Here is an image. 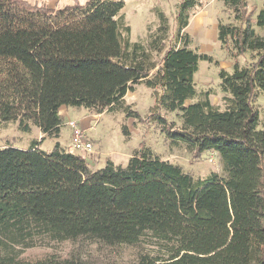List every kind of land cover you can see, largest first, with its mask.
I'll return each mask as SVG.
<instances>
[{"label": "trees", "instance_id": "trees-1", "mask_svg": "<svg viewBox=\"0 0 264 264\" xmlns=\"http://www.w3.org/2000/svg\"><path fill=\"white\" fill-rule=\"evenodd\" d=\"M208 1L180 0L178 46L166 50L169 22L159 8L146 41L132 43L122 0L59 9L0 0V125L16 123L21 133L34 126L58 139L61 107L111 112L143 83L154 92L151 116L170 145L196 159L216 153L226 175L195 179L144 145L126 167L106 160L96 171L59 143L50 153L37 141L27 149L7 145L0 148V264H116L78 253L22 256L63 242L154 250H139L133 264H264V126L253 105L264 93V8L255 20L259 35L245 0H222L238 25L218 23L217 40L253 62L220 71L223 109L207 92L186 106L197 96L199 61L212 58L191 49L184 31ZM161 111L179 112L181 126L168 125Z\"/></svg>", "mask_w": 264, "mask_h": 264}, {"label": "rangeland", "instance_id": "rangeland-1", "mask_svg": "<svg viewBox=\"0 0 264 264\" xmlns=\"http://www.w3.org/2000/svg\"><path fill=\"white\" fill-rule=\"evenodd\" d=\"M31 4L41 5L49 4L51 0H27ZM71 1V0H70ZM85 2V0H80ZM125 3L123 14L125 22L131 29L130 41L132 43L145 42L149 32L153 31L157 24L154 9H162L169 22V40L166 50L178 46L176 12L180 0H122ZM246 12L251 17L252 26L256 33L261 35L262 32L256 27L255 20L258 13L264 8V0H245ZM222 8H223V3ZM219 4L212 3L208 9L209 14L219 13ZM49 6V5H48ZM53 7V6H52ZM58 7V6H57ZM61 8V7H60ZM59 9V8H58ZM222 16L219 23H232L238 25L234 21L233 15L229 10L223 8ZM190 37V47L197 54L207 55L212 58V62L199 61V70L194 77V85L197 96L186 102L185 105L195 103L208 95L210 103L220 109L224 108V94L220 91L219 73L221 70L231 74L233 67L238 63L241 67H247L252 62L250 53L240 57H233L226 48H222L213 31V27L209 28L206 35L203 30H197L195 23L191 21L190 25L184 31ZM164 53L155 57L157 68L160 66ZM155 105V96L153 90L149 89L145 84L140 83L134 86L132 92H128L123 100V105L119 109L111 112H104L96 115L89 112L83 107L73 108V116L66 120H76L79 126L85 130L86 136L92 144L90 153L72 152L76 155L84 157L89 162L93 159H99L100 165L91 168L96 171L105 166L106 160H110L116 166L126 167L129 158L142 145L151 149L163 161L182 167L186 174H190L195 179L204 180L211 174H217L224 178L226 175L222 169L219 157L216 153L205 152L197 159L193 157L183 146H171L166 137L159 121L151 116L152 108ZM254 107L258 111L260 126H264V93L258 92L253 102ZM71 109V108H70ZM62 111H64L62 109ZM138 114L136 117H128V113ZM87 115V120L81 121L83 115ZM168 125L175 128L181 126V118L179 112L159 113ZM80 120V121H79ZM88 123V124H87ZM87 124L88 126L86 127ZM128 131V136L124 135V129ZM68 135L65 131V139L58 140L49 137L39 138L40 131L32 126L30 133H21L17 130L16 123L0 125V148L7 145L18 149H27L33 141L40 143L39 148L44 153H50L55 144L59 143L62 148L68 150L70 145L71 131L68 128ZM68 142V143H67ZM67 147V148H66ZM140 251L153 252L149 246L140 245L139 248L121 246L116 248H104L98 245H87L84 247L71 242L63 243H46V245L37 248L22 250V256L28 259L57 254L62 257L70 256L78 253L86 259L114 262L116 264H133L136 254Z\"/></svg>", "mask_w": 264, "mask_h": 264}, {"label": "crops", "instance_id": "crops-1", "mask_svg": "<svg viewBox=\"0 0 264 264\" xmlns=\"http://www.w3.org/2000/svg\"><path fill=\"white\" fill-rule=\"evenodd\" d=\"M75 1H77V2H79L80 4H85L86 2H88L89 0H85V2H82V1H80V0H51L50 1V3L49 4H47V3H42V4H46L49 8H51V9H58V8H62V7H64V6H68V5H71V4H73V2H75ZM214 4V3H216V4H219L218 6H219V13H217V14H215V15H213V17L211 16V14H209V12H208V9H209V7H210V5L211 4ZM221 3H223L222 2V0H211V1H208L207 3H206V5L204 6V8L202 9V10H200L199 12H197V13H195L193 16H191V19H190V21H189V25H190V23H191V21L192 22H194L195 23V28L197 29V30H203V34L204 35H206V33L208 32V30H209V28H211V27H213V31H214V33H215V35H216V37H217V29H218V23H219V19L221 18V16L223 15L222 14V10H223V8H224V6H223V8L221 7L222 6V4ZM41 4V5H42ZM53 6V7H52ZM58 6V7H57ZM124 18H125V15H124ZM188 25V26H189ZM187 29V28H186ZM185 29V30H186ZM62 109L64 110V111H62ZM73 112H74V109L73 108H67V107H61L60 109H59V115L63 118V127L61 128V130H60V135H59V138H58V140H63V139H65V136H67L68 135V127L66 126V123L68 122V120H66V117L68 118V119H70L72 116H73ZM82 120L81 121H86L88 118H87V115L85 114V115H83L82 116V118H81ZM73 120V119H72ZM70 121V120H69ZM76 121V120H75ZM80 121V120H79ZM88 124V123H87ZM87 124H84V125H86V127L88 126ZM39 130V129H38ZM65 131L67 132V135H65L66 133H65ZM44 137V135L40 132L39 133V138L41 139V138H43ZM68 143V142H67ZM67 148V147H66ZM40 149V148H39ZM69 149V148H68ZM87 161V163H88V165H89V167L90 168H93L94 169V167H96L97 165H100V160L99 159H93L92 161H88V160H86Z\"/></svg>", "mask_w": 264, "mask_h": 264}, {"label": "built area", "instance_id": "built-area-1", "mask_svg": "<svg viewBox=\"0 0 264 264\" xmlns=\"http://www.w3.org/2000/svg\"><path fill=\"white\" fill-rule=\"evenodd\" d=\"M66 126L71 131L70 152H82L90 153L92 150V144L86 136L85 130L81 128L75 120H70L66 123Z\"/></svg>", "mask_w": 264, "mask_h": 264}]
</instances>
